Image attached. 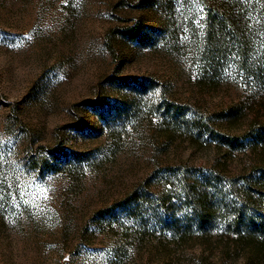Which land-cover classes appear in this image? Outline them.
Wrapping results in <instances>:
<instances>
[{"label":"rangeland","instance_id":"374dc122","mask_svg":"<svg viewBox=\"0 0 264 264\" xmlns=\"http://www.w3.org/2000/svg\"><path fill=\"white\" fill-rule=\"evenodd\" d=\"M208 1L0 0V264H264V42Z\"/></svg>","mask_w":264,"mask_h":264},{"label":"trees","instance_id":"16d2710c","mask_svg":"<svg viewBox=\"0 0 264 264\" xmlns=\"http://www.w3.org/2000/svg\"><path fill=\"white\" fill-rule=\"evenodd\" d=\"M206 1V0H205ZM205 9V21L208 37H212V32H215L217 39L221 41V46H216L220 49L221 57L225 56V53L230 48L235 51L237 57V67L247 68L248 72H252L248 75L258 74L256 71H251L248 56L250 47L258 40L261 39L264 42V2L263 0H220L219 2H207ZM251 9H256L258 18L257 22L253 19L256 25H249V18L246 13L251 12ZM246 16V17H245ZM252 19V18H251ZM211 30V31H210ZM212 33V34H211ZM214 35V34H213ZM214 35V36H215ZM215 36V37H216ZM227 38H231V42H228ZM214 42V41H213ZM264 62V59L261 60ZM260 66V65H259ZM261 67V66H260ZM264 72V68H263ZM264 79V76H262ZM255 140L264 144V124H259L255 135ZM208 191L200 192L201 198L204 196L207 198ZM201 207L198 209V216L200 220L201 213H212V205L206 199L201 200ZM203 224V223H202ZM240 223H237L239 226Z\"/></svg>","mask_w":264,"mask_h":264}]
</instances>
